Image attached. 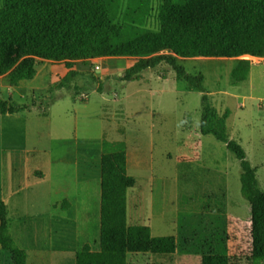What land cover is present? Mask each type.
I'll list each match as a JSON object with an SVG mask.
<instances>
[{
	"label": "rangeland",
	"instance_id": "obj_1",
	"mask_svg": "<svg viewBox=\"0 0 264 264\" xmlns=\"http://www.w3.org/2000/svg\"><path fill=\"white\" fill-rule=\"evenodd\" d=\"M158 3L145 26L158 27ZM175 56L188 71L203 73L204 91L165 61L139 78H121L136 56L74 60L77 73L63 86L64 60L35 56V76L16 83L9 72L0 75V97L26 107L0 111V197L9 217L6 241L26 250L27 264H75L85 242L99 248L95 194L103 137L126 143L127 171L135 178L127 221L177 241L173 253L128 252L127 264H201L209 253L226 255L221 264H254L239 160L199 124L205 92L222 130L257 166L264 189V58ZM9 57L21 59L18 45ZM243 57L248 77L233 83L232 68ZM0 264H13L1 246Z\"/></svg>",
	"mask_w": 264,
	"mask_h": 264
},
{
	"label": "trees",
	"instance_id": "obj_2",
	"mask_svg": "<svg viewBox=\"0 0 264 264\" xmlns=\"http://www.w3.org/2000/svg\"><path fill=\"white\" fill-rule=\"evenodd\" d=\"M153 0H3L0 5V75L10 73V82L32 79L34 57L64 60L69 70L61 85L77 71L74 60L98 56H136L121 75L141 77V71L167 62L193 88L204 91L202 72H191L175 55L203 57H264V0H159L157 28L145 26ZM18 45L15 61L9 49ZM248 58H240L231 80L247 79ZM97 90L102 91L101 88ZM23 104L7 105L0 97V111L21 113ZM202 134L223 141L239 160L240 192L250 213V256L264 264V189L257 166L246 157L242 144L220 127L208 95H201ZM124 139H101L99 248L88 242L75 252V264H127L128 252L173 253L174 234L155 235L146 224L127 221V189L135 178L127 171ZM7 204L0 197V246L13 264H27L24 248L7 243ZM226 255L204 254L201 264H221Z\"/></svg>",
	"mask_w": 264,
	"mask_h": 264
},
{
	"label": "crops",
	"instance_id": "obj_3",
	"mask_svg": "<svg viewBox=\"0 0 264 264\" xmlns=\"http://www.w3.org/2000/svg\"><path fill=\"white\" fill-rule=\"evenodd\" d=\"M100 149H101V142H100ZM99 162H100V158H99ZM100 192H101V188H100V177H99V183H98V180H97V193L95 194L97 196V202L99 201V211H100ZM96 196H95V199H96ZM68 204H69L68 206H70V201L69 200H68ZM99 217H100V215H99Z\"/></svg>",
	"mask_w": 264,
	"mask_h": 264
},
{
	"label": "bare ground",
	"instance_id": "obj_4",
	"mask_svg": "<svg viewBox=\"0 0 264 264\" xmlns=\"http://www.w3.org/2000/svg\"><path fill=\"white\" fill-rule=\"evenodd\" d=\"M254 58H256V59H261V58H264V57L254 56Z\"/></svg>",
	"mask_w": 264,
	"mask_h": 264
},
{
	"label": "built area",
	"instance_id": "obj_5",
	"mask_svg": "<svg viewBox=\"0 0 264 264\" xmlns=\"http://www.w3.org/2000/svg\"><path fill=\"white\" fill-rule=\"evenodd\" d=\"M39 97V95L38 94H35V98H38Z\"/></svg>",
	"mask_w": 264,
	"mask_h": 264
}]
</instances>
